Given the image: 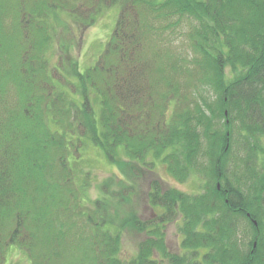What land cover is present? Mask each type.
<instances>
[{
	"label": "trees",
	"instance_id": "obj_1",
	"mask_svg": "<svg viewBox=\"0 0 264 264\" xmlns=\"http://www.w3.org/2000/svg\"><path fill=\"white\" fill-rule=\"evenodd\" d=\"M114 5L95 64L60 80L52 20L87 25ZM87 146L125 170L95 199ZM158 163L206 182L153 177L143 220L132 182ZM126 231L143 235L130 258ZM11 245L30 264H264V0H0V264Z\"/></svg>",
	"mask_w": 264,
	"mask_h": 264
},
{
	"label": "rangeland",
	"instance_id": "obj_2",
	"mask_svg": "<svg viewBox=\"0 0 264 264\" xmlns=\"http://www.w3.org/2000/svg\"><path fill=\"white\" fill-rule=\"evenodd\" d=\"M119 12V5L107 7L95 17L93 23L87 25L76 22L68 12H61L58 20H52V23H54V42L49 51V60L53 67L52 71L60 80L68 79L70 81H76L77 75L72 72L71 64L74 61L77 69L81 72L95 64L96 59L99 58L101 51H103L106 42L114 30ZM175 41L177 44H180L182 39L180 36H177ZM54 66H57L59 72L57 69L54 70ZM226 76L231 79L235 76V73L230 68H227ZM59 86L64 89L62 85ZM67 90L71 92L68 88ZM210 91L208 96L212 93ZM70 94L76 100L80 99L77 94ZM83 154L85 167L79 164V167H82L80 168L81 171L83 170L79 174L83 178V172L88 168L91 170L90 185L86 194L88 199H95L101 194L99 189V183L101 181L110 175L123 177L125 170L122 171L115 165L108 163L105 156L96 147L87 146ZM154 170V173L146 170L141 171L138 177L134 178V175L132 176L134 178L132 183L135 186V192L131 198V207L138 212L137 214L143 220L150 219L154 216L148 199L149 181L153 177L158 176L161 178L166 187L174 186L180 189V191L189 193L202 192L206 182L205 178L198 174L191 175V177L183 182L178 181L166 171L165 166L161 163H158ZM179 223L180 219H177L166 224L167 242L172 252L182 251L180 247L182 235L179 230ZM142 237L143 235L137 232L126 231L123 239L122 256L130 258L136 253L138 250L137 244ZM161 263L169 264L167 260ZM6 264H30V262L22 250L15 245H11L7 252Z\"/></svg>",
	"mask_w": 264,
	"mask_h": 264
},
{
	"label": "water",
	"instance_id": "obj_3",
	"mask_svg": "<svg viewBox=\"0 0 264 264\" xmlns=\"http://www.w3.org/2000/svg\"><path fill=\"white\" fill-rule=\"evenodd\" d=\"M255 223H257V222L255 221Z\"/></svg>",
	"mask_w": 264,
	"mask_h": 264
}]
</instances>
